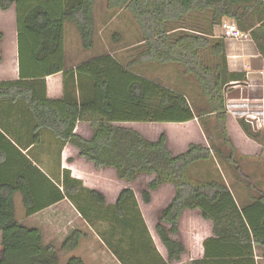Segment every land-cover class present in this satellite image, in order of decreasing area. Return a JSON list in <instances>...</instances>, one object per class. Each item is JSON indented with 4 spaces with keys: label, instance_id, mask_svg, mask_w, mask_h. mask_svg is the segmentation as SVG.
Returning <instances> with one entry per match:
<instances>
[{
    "label": "trees",
    "instance_id": "obj_1",
    "mask_svg": "<svg viewBox=\"0 0 264 264\" xmlns=\"http://www.w3.org/2000/svg\"><path fill=\"white\" fill-rule=\"evenodd\" d=\"M97 3L98 0H0L1 11H16L20 73L19 81L0 83V102L25 103L37 132L49 131L61 149L69 145L95 169L116 173L125 188L113 206L98 190H89L87 195L90 202L109 210L112 225L133 233L129 237L132 246L137 243L145 250L143 259L135 255L123 257L125 253L119 254L118 249L107 244L121 264H182L187 247L180 238L181 223L187 212L198 213L212 225L210 236L202 244V256L192 264H258L256 249L264 251V190L260 189L262 182L256 184L254 178L262 172L255 167H261L263 162L260 156H255L256 164L249 161L252 157L240 155L230 136L226 87L241 79L229 72L225 39L216 38L214 29L231 19L242 33L248 32L256 26L264 2L105 0L108 12H128L132 16L141 32V45L126 64L104 53L71 68L65 47L66 28H75L84 52L92 53L98 32ZM204 14L207 16L202 22H192L193 15ZM3 38L0 33V41ZM113 40L120 42L121 34L114 33ZM2 56L0 48V60ZM148 64L179 66L185 76L195 80L205 107L195 109L184 94L137 72ZM61 73L87 77L92 83L91 99L82 101L75 93L50 99L46 78ZM193 121L203 127L210 147L191 144L179 155L169 149L166 134L151 141L128 126L182 125ZM80 123L91 127L90 139L75 133ZM240 126L249 138L260 139V133L253 132L244 120ZM215 128L220 130L222 147L214 143ZM9 146L24 162L14 160L15 155L10 156L9 151L23 175L14 183L0 181V264H60V251L77 250L85 233L74 230L60 248L53 243L46 245L40 229L18 222L14 197L21 194L27 218L67 198L88 221L78 197L81 183L71 184L69 173L65 172L60 181L65 190L52 183V201L37 205V182L30 171H40L14 144ZM216 155L228 170L234 171L236 182L246 183L247 203H241L225 182L191 175L194 165L209 162ZM141 179L149 180L141 191L146 205L151 204L154 193L165 187L173 192L159 211L154 228L162 255L142 217L132 213L138 210L133 186ZM67 264L85 262L73 257Z\"/></svg>",
    "mask_w": 264,
    "mask_h": 264
},
{
    "label": "rangeland",
    "instance_id": "obj_2",
    "mask_svg": "<svg viewBox=\"0 0 264 264\" xmlns=\"http://www.w3.org/2000/svg\"><path fill=\"white\" fill-rule=\"evenodd\" d=\"M201 18L202 16L198 17L193 15L191 19L192 22H195ZM96 19L98 32L96 38V48L92 53H86L82 50L80 37L75 28L72 26H67L66 48L69 60L81 62L95 55L113 53L114 56L123 64L131 61L136 53V49L139 47V45H141L139 43L142 40L141 32L132 16L128 12H108L106 10L105 0H98ZM16 22V11L14 8L6 11L5 13H0V33H3L5 38H8L9 41H11L14 35L17 34ZM114 33L121 34L122 40L120 42H115L113 40ZM137 72L147 78L156 80L157 82H160L165 86L184 94L195 109L205 107V102L200 96L195 80L191 76H185L183 70L179 66L148 64L138 68ZM241 120H244L246 123H248L251 126L253 132L260 133L259 140L251 139L245 134L242 127L240 126ZM131 127L140 131L146 137L154 140L158 139L163 133L166 134L168 138V147L174 155H179L186 152L191 144H200L205 147H210L211 144L203 130V127L198 121H194L191 124L189 123L182 125L132 124ZM228 130L240 155L244 157H252V160L249 161L255 163L258 161L255 156H260L262 160L264 159V130L258 131L255 129V127H253L251 121H246L244 118L229 119ZM212 135L215 145L222 147L220 130L215 128ZM90 168V165L79 163L77 165L76 172L68 170L65 171L69 173L68 176L72 181L71 184H73V181H79V183H81L78 197L80 200V206L85 210L88 216V221H86L81 215H78V213L74 210L76 208H74L73 213L76 216L72 218V226L65 238L69 236V234L74 230L82 229L84 227L85 230L98 239V241L101 239L104 241L105 245H112L114 248L119 250V254L125 253L123 254V257H127V255H135L137 259H143V255L145 254L144 248L138 247L137 243L135 246H132L131 244L129 237L132 236L133 233L130 230L125 231L120 225H112V223L109 221L112 219V215L109 213V210L90 202L87 195V192L90 189L108 185L109 190H107L105 195L108 200V205L113 206L116 200V194L125 188L124 184L120 182L119 185L118 183H112V186L110 185L111 182L102 183L106 177L103 178V180H97L96 177H90L88 174H95V171ZM255 169L259 172L262 170V172L256 178H254V181L256 184L262 182L263 185L260 186V189L264 190V166L262 165L261 167H255ZM246 172H248V170ZM190 173L197 179L203 180L211 178L225 182L228 186H230V188H232L236 198L241 203L245 204L248 202V191L244 186L246 183L244 184L241 182L242 180L236 182L234 171L228 170L224 162L219 159L217 155L214 156L209 162L194 165L191 168ZM100 174L101 173L98 172V175ZM103 175L107 176V173H104ZM80 176L83 178L80 179ZM146 181L149 180L141 179L133 186L138 199V210L132 213L142 217L147 226L149 235L151 236L154 244L157 246L159 253L162 255L163 252L158 243L154 228L159 217V211L172 198L173 192L170 187H165L154 193L151 204L146 205L144 204L141 197V191L144 189ZM54 183L65 190V187L62 186L60 181L55 180ZM72 206H74L73 203ZM47 216L48 214L43 213L36 216L35 220H32L31 222V226L42 227L46 242L54 238V233L47 229ZM111 221L114 222V220ZM88 222H90L92 228L88 226ZM28 224L30 225V222H28ZM211 229L212 225L204 221L198 213L187 212L184 215L181 223L180 238L187 247V254L184 257V262L182 264H191L189 260L191 258L198 257L202 251L201 248L203 242L205 239H207V237L210 236ZM88 243L89 242L86 240L79 251V253L84 254L86 257L90 256L91 251V247ZM107 249L108 250L105 249V251L112 254L111 249L109 247H107ZM72 252L73 251H60V258L63 260L62 262H64V258H66L68 255H71ZM87 264L94 263L88 262Z\"/></svg>",
    "mask_w": 264,
    "mask_h": 264
},
{
    "label": "crops",
    "instance_id": "obj_3",
    "mask_svg": "<svg viewBox=\"0 0 264 264\" xmlns=\"http://www.w3.org/2000/svg\"><path fill=\"white\" fill-rule=\"evenodd\" d=\"M262 1L264 2V0ZM0 13L5 12L0 11ZM199 16H202V18L199 19L198 22H202L207 15L204 14ZM66 31L65 47L67 36ZM244 34L248 36L246 39H225L228 70L230 73L236 74L239 76V79H241V81L231 82L229 86L226 87L229 119H245L247 116L254 115L263 118L264 116L260 114H264V8L259 16L256 26ZM214 35L216 38L222 37L221 25L214 29ZM7 39L8 38H5L4 36L3 40L0 41V48L3 53L2 60H0V83L20 80L17 34L14 35L11 41ZM110 55L114 54L110 53ZM84 61L85 60L75 62L74 60H69L68 57L69 66L71 68H75ZM46 82L47 93L50 99L63 98L65 95L73 96L74 93L76 94V97L82 101H88L92 97V83L85 76H78L76 74L72 75V73H61L46 78ZM193 122H190V124ZM131 125L132 124H129L128 126L131 127ZM75 133L88 140L92 137L93 132L87 123H80L78 124ZM158 139L150 140L156 141ZM10 143L14 144L15 147L20 150L22 154L40 171V174L30 171V174L36 178L37 184L34 186L35 198L37 199V205L39 206L49 203V201H52L54 198L52 183L55 184V180L62 181L64 173L67 170L76 172L79 163L90 165L92 170L95 171V174H88L90 177H96L97 180H103V178L106 177L102 183L111 182L110 185H112V183L120 184V181L113 170H97L92 164L81 159L78 151L71 146L67 145L61 149L56 138L49 131L42 130L37 132L29 107L23 102H0V181L14 183L19 175H23L21 167L18 166L14 160L19 159L23 161L24 159L19 157L17 153L10 148ZM9 151L10 156L15 155V157H13L14 160H12L13 158H10ZM11 151L14 152V154ZM9 158L12 161L9 160ZM262 162V165L264 166V159ZM98 172L101 174L98 175ZM104 173H107V176L103 175ZM79 178L82 179L83 177L80 176ZM90 190H98L106 197L105 193H107V190L109 189L108 185H106L104 187L99 186ZM119 193L116 194V200ZM14 203L18 222H21L30 228H38L42 231V227L31 226V222L32 220L34 221L38 215L43 213L48 214L46 217L48 221L47 229L54 233V238L46 242L44 237V242L46 245L53 243L58 248L61 247L65 240V236L68 234L69 229L72 226V218L76 216L73 213L75 206H72L70 200L66 198L29 218L25 215V208L23 206L21 194L17 193L15 195ZM74 210L80 215L77 209ZM28 222H30V225ZM88 223V226L92 228L90 222ZM79 230L85 233L86 238L82 240L81 246L77 250L64 258L65 263L62 262L63 260L60 258V264H67L68 260L73 257L83 259L85 264L88 262L94 264H121L113 253L111 254L110 252L108 253L105 251V249H108L103 240L99 239V242L98 239L87 232L84 227ZM44 235L45 234H43V236ZM86 240L91 247L89 257L79 253ZM263 252L264 251L261 249H256V261L258 264H264ZM201 256L202 251L197 258L199 259ZM197 258H191L189 262L192 264Z\"/></svg>",
    "mask_w": 264,
    "mask_h": 264
},
{
    "label": "built area",
    "instance_id": "obj_4",
    "mask_svg": "<svg viewBox=\"0 0 264 264\" xmlns=\"http://www.w3.org/2000/svg\"><path fill=\"white\" fill-rule=\"evenodd\" d=\"M221 30H222V38L227 40H240V39H246L248 36L242 33L236 22L233 20H224L221 24ZM261 115H264L263 113H260ZM246 121H251L253 124V127L257 129L258 131H261L264 129V116L263 118L254 115V116H247L245 118Z\"/></svg>",
    "mask_w": 264,
    "mask_h": 264
}]
</instances>
